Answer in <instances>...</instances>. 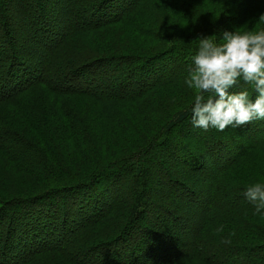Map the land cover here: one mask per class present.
I'll return each mask as SVG.
<instances>
[{"label":"trees","instance_id":"trees-1","mask_svg":"<svg viewBox=\"0 0 264 264\" xmlns=\"http://www.w3.org/2000/svg\"><path fill=\"white\" fill-rule=\"evenodd\" d=\"M146 1L152 0H21L27 3L22 32L33 54L27 59L24 43L16 54L0 44V111L7 106L19 116L42 105L56 133L70 132L78 143L83 135L72 127V98L125 119V105L140 109L148 93H181L197 37L217 35L207 30L213 18L221 36L248 30L256 14L264 17V0H241L239 6L233 0H154L157 23L137 13ZM8 4L0 0V40L16 41L3 18L12 12ZM40 12L52 15L56 29L37 31ZM229 12L232 17H224ZM135 16L144 21L141 40L151 38L152 49L137 51L129 40L139 25ZM78 39L85 41L81 47ZM193 95L185 107H170L161 116L149 114L157 107L151 102L141 131L131 128L121 137L117 147L127 152L119 159L111 154L90 173L0 199V264H264V215L243 195L249 185L264 183V122L232 129L239 139L228 128L226 137L205 132L191 124ZM223 138L227 148L221 151ZM15 142L0 135V149ZM25 161L23 154L17 162ZM152 175L159 186L154 191ZM90 193L99 198L88 203Z\"/></svg>","mask_w":264,"mask_h":264},{"label":"rangeland","instance_id":"rangeland-1","mask_svg":"<svg viewBox=\"0 0 264 264\" xmlns=\"http://www.w3.org/2000/svg\"><path fill=\"white\" fill-rule=\"evenodd\" d=\"M4 1L6 0H3V3ZM7 1L9 3L8 6L12 12H5L6 14L3 15V18L6 19V21L11 25L12 29H14V36L16 38V41L13 38L5 39L0 40V44H3V48L5 46L8 48L12 47L13 51H15L16 54L20 52L17 51L19 44L24 43L25 55L27 59H30L33 53L29 52L31 53L29 55L28 47L25 43L26 36L22 32V28L24 27V17L26 16L24 15L25 13H23L22 9L27 3L21 4V0ZM218 1L221 2L220 4L228 3L229 1V3H232L234 1L237 3L235 6H239V3L241 2V0H217V2ZM145 3L146 6L144 12L143 5ZM145 3L140 4V9L137 13H141L144 15L148 14L153 19H156V21H158L157 23H160L161 19H157L158 13L152 11V8H156L155 1H146ZM33 5L35 7L38 4L33 2ZM3 6H5V4ZM51 6L52 4L50 3V8ZM232 14H234V12H229L228 15L226 14L224 17L230 18L232 17ZM39 15L40 16L36 18L39 20V22L36 24V26H34L36 29H39L37 30L38 32L41 29L43 30L46 28L56 29L57 25L52 24L55 23V20L51 14H48V19L46 18L44 13L40 12ZM203 16L208 17L207 15ZM134 18L137 20V22H139V25L135 27V33L131 31L133 33L131 34L135 36L134 38H131L129 40H134V46L137 51L143 49L142 46L144 48L152 49V43L150 41L151 38H147V43L141 40L143 37H141L140 34H142L141 32L144 26V21L139 16H135ZM219 23L213 18V23L209 28H207V30L215 29L218 37L220 36L219 31L221 28V24ZM188 25V28L191 29V22H189ZM249 25L250 28L248 30H264V17L262 19L261 16L256 14V17H254L253 20L250 21ZM61 28H63V26ZM51 35L52 33H49L47 37L50 38ZM178 35L181 36L180 34ZM186 37L187 38L185 41L194 40L195 42V39L190 38V36ZM15 42H18V44H16ZM77 42L80 45L85 41L78 39ZM67 45L71 46L69 43H67L65 46ZM0 51L2 52L1 46ZM162 62L166 64L167 60ZM191 92L192 90L184 85L181 90V93L184 94V97H182L181 99H179L178 97L181 95V93H176V90L174 89L165 90L163 95H160L159 93H148L147 98L146 100H144V103L140 109L135 104L127 103L125 105V119L120 118L119 116H117L116 118L110 117L109 115L101 111H97V109L93 107L94 105L90 104L85 99L74 97L71 99L73 101L75 100L73 104L71 103V107L73 108L74 112L72 127L77 132H80L83 135L78 143H75V140L70 132L66 133L65 135L56 133V129L51 127L53 120L49 115L46 116L47 111L42 105H39L37 107L33 106V109L30 107V113H25L24 115L21 114L19 116H16L15 113L11 110H6L7 106H3L0 113H3L2 120L4 121L5 125L0 123V127L2 128V131H0V135L5 134L7 136L13 137L16 142L12 143L11 145L7 144L0 149L1 201L4 202L15 195L21 196L30 194L26 191H30L31 189H33L34 184L36 186L37 184H41L45 187H48L52 185L51 179H59L63 181L64 179H66L65 175H85L86 173H90L93 169H96V167H104L106 165L105 161H107L109 158L117 157V159H119V155L127 152L122 151L121 148L117 147L119 143H122L121 137L129 133L131 128H133L135 131H141L140 128L143 127L144 122L148 121L147 118L142 117L145 114V111L149 110L151 102L156 101L157 107L154 110H152V108V111L150 110L151 112L149 114L154 116H161L163 112H168V110L170 111V107H177L180 104V107H185L186 103L188 102V94H191ZM159 96H163L164 98L161 99V97L159 98ZM53 112H59V110L53 109L52 114ZM257 122L259 123L260 121ZM12 129L14 133H12ZM232 129L233 128L229 127L226 130H228L227 132H230L231 136L234 139H239V135ZM146 135L143 134V136ZM219 135L220 137H223L225 136V132H220ZM225 140L226 139L223 138V140L221 141V151L227 148ZM108 146H110V149H108ZM194 146L199 152L203 150V146ZM234 149L235 148H233L232 150V148H230V153L233 152V155L235 154L234 152L236 150ZM23 154H26V161L24 162V166L18 164L17 162ZM109 155H111L112 157ZM168 158L170 159L171 157L167 156L165 160H167ZM169 159L168 161L169 163H171L170 167L175 170V163H173ZM262 166L264 167L263 161ZM151 173H153V171H151ZM180 175L183 177V174ZM150 181V186L153 191L159 187L157 186L158 180L154 179L153 175L151 176ZM66 182L72 181L68 179ZM107 183H109V181L105 180L104 184L106 185ZM95 193H97V189ZM92 194L90 193L89 195L88 203H92L94 199L99 198V195L95 196ZM83 202L84 200L80 201L81 204ZM81 204L77 202V205L74 206L77 211L82 209L80 206ZM183 218H187V216H184Z\"/></svg>","mask_w":264,"mask_h":264},{"label":"clouds","instance_id":"clouds-1","mask_svg":"<svg viewBox=\"0 0 264 264\" xmlns=\"http://www.w3.org/2000/svg\"><path fill=\"white\" fill-rule=\"evenodd\" d=\"M196 41L184 79L194 93L193 127L224 132L264 121V30L224 31ZM243 195L264 215V183L249 185Z\"/></svg>","mask_w":264,"mask_h":264}]
</instances>
